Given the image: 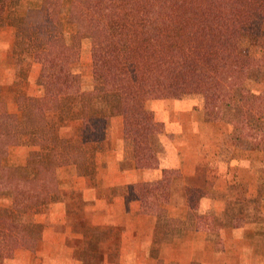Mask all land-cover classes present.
I'll use <instances>...</instances> for the list:
<instances>
[{"label": "trees", "instance_id": "1", "mask_svg": "<svg viewBox=\"0 0 264 264\" xmlns=\"http://www.w3.org/2000/svg\"><path fill=\"white\" fill-rule=\"evenodd\" d=\"M20 2L0 0V27L14 26L19 39L13 50L19 81L9 87L13 107L0 113V264L19 250H35L44 229L35 216L64 196L59 171L89 175L111 118L124 120L130 165L155 166L154 140L164 129L148 108L153 100L197 96L212 121H227L222 107L235 103L241 112L231 123L235 141L264 154V91L254 94L246 87L249 79L261 78L263 60L244 47L261 34L264 0H41L24 15ZM63 19L73 26L70 37ZM85 39L91 41L90 87L73 70ZM28 60L40 68L36 96L20 89ZM72 121L79 127L62 134ZM16 147L26 155L12 164L7 158ZM176 174L164 170L159 182L128 186V201H140L144 214L163 217L152 255L155 246L186 230L206 233L220 249V231L240 228L246 219L200 212L199 201L211 194L194 189L186 193L196 221L166 218L156 203ZM94 251V264H100L103 255Z\"/></svg>", "mask_w": 264, "mask_h": 264}, {"label": "crops", "instance_id": "2", "mask_svg": "<svg viewBox=\"0 0 264 264\" xmlns=\"http://www.w3.org/2000/svg\"><path fill=\"white\" fill-rule=\"evenodd\" d=\"M18 42L14 26L0 27V96L9 93V87L18 81L13 55ZM85 44L83 40L81 46ZM249 53L264 59V21ZM25 64L28 69L20 89L27 96H36L39 65L29 60ZM261 81L264 89V69ZM1 97L0 108L4 107ZM185 103L167 100L148 103L164 129L154 140L156 164L150 168L135 169L130 165L124 120L121 116L111 118L105 142L95 155L89 175L59 171L64 196L38 215L37 221L44 229L35 250H19L2 264H94L92 254L98 249L103 255L100 264H264L260 234L264 230L249 224L222 229L220 249L215 248L206 233L186 230L155 246L157 256L152 255L156 227L163 217L144 214L140 201H128V186L156 183L162 179L164 170H176L178 174L170 178L167 194L156 204L165 210L166 218L185 222H195L197 217V212L188 205L187 189L211 194L199 201L200 212L243 219L244 214L234 213L236 197L223 195L235 183L258 187L256 172L262 153L247 151L244 145L235 149L233 142L238 134L231 123L237 120H203L199 110L192 106L185 108ZM6 107H13L12 100ZM77 127L78 121L69 122L61 133H73ZM25 155L24 147H16L7 160L12 164L23 162ZM91 242L93 250L88 245ZM111 254L117 258L112 259Z\"/></svg>", "mask_w": 264, "mask_h": 264}, {"label": "rangeland", "instance_id": "3", "mask_svg": "<svg viewBox=\"0 0 264 264\" xmlns=\"http://www.w3.org/2000/svg\"><path fill=\"white\" fill-rule=\"evenodd\" d=\"M41 0H21L19 4V11L21 15H24L26 12H30L31 10H34L39 6V2ZM63 29L64 33L67 37H70L72 32H73V26L70 25L65 19H63ZM84 42H86L85 45L81 46V57L80 60L77 64L73 66V70L75 72H79L80 75H82L83 78V84L85 87H90L92 84V75H91V60H90V48H91V41L89 39H85ZM244 47L246 49V52H250V45L252 46L253 44H250L249 42L244 43ZM254 56V55H251ZM256 58L261 59L259 56H254ZM262 63V67L264 69V59ZM262 77V76H261ZM19 81V79H17ZM261 78L260 79H249L246 82V87L251 90L254 94H258L264 89H262V84L261 83ZM1 90V89H0ZM238 90V89H236ZM2 96V94H1ZM0 96V97H1ZM4 99H3V98ZM2 104L4 107L0 108V113L3 112L6 109V105L8 102L11 100V96L7 91V94H4L2 96ZM201 99L197 96H191L188 98L180 99V100H167V101H178V102H186L185 108H190L191 106L194 107L195 110H199L202 115V119L206 120L204 110L202 107V103L200 101ZM239 107L235 106V103H232L231 106L229 105H223L222 107V119L228 118V120H238L241 118V112ZM235 130V129H234ZM234 133H236L234 131ZM228 145H231V142H227ZM236 144V148L238 149L244 145V142L242 141H237L233 142V145ZM235 147V146H234ZM239 147V148H237ZM259 157V156H257ZM260 159V164L258 163V170L256 172V176L258 178V187H244L238 183H235L232 185L229 189L228 192L225 193L226 196L228 195L229 197H236L235 198V208H234V213L236 215H242L244 214V218L246 219L244 221V224L242 223L241 225H250L252 228H255L257 230H264V154H262ZM257 160H259L257 158ZM258 162V161H257ZM250 194L251 197H247L246 195ZM4 204V203H3ZM6 204V203H5ZM249 215L247 216V214ZM247 216V217H246ZM36 220H38V216H35ZM38 222V221H37ZM261 228V229H258ZM261 232V231H260ZM262 234V241L264 242V231Z\"/></svg>", "mask_w": 264, "mask_h": 264}]
</instances>
